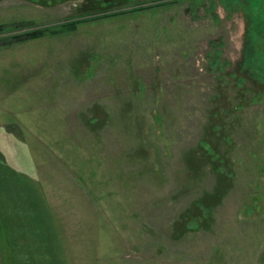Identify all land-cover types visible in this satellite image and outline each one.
<instances>
[{
    "label": "rangeland",
    "instance_id": "374dc122",
    "mask_svg": "<svg viewBox=\"0 0 264 264\" xmlns=\"http://www.w3.org/2000/svg\"><path fill=\"white\" fill-rule=\"evenodd\" d=\"M78 18L0 46V264H264V0H0V45Z\"/></svg>",
    "mask_w": 264,
    "mask_h": 264
},
{
    "label": "trees",
    "instance_id": "16d2710c",
    "mask_svg": "<svg viewBox=\"0 0 264 264\" xmlns=\"http://www.w3.org/2000/svg\"><path fill=\"white\" fill-rule=\"evenodd\" d=\"M143 7H136L134 8L133 10H139V9H142ZM85 19H73V20H69V21H65L63 23H59L57 25H53L54 28H48V27H45V28H40V29H34V30H28V31H25V32H21V33H18V34H13L11 37H1V41L3 42L2 44L3 45H0V46H4V42H24V41H27V40H31V39H37V38H40L44 35H53V34H58L59 32L63 31V30H66V29H72L75 27V25L77 23H80V22H84ZM17 25L18 27L21 26L20 24H15ZM5 26L4 25H0V33H2L4 30H5ZM6 38V41H4ZM255 50V49H254ZM90 126V125H89ZM211 127V126H210ZM199 147V145L197 146ZM198 150V148H197ZM195 150V151H197ZM197 159H199V157H197ZM203 162H205V157H203Z\"/></svg>",
    "mask_w": 264,
    "mask_h": 264
},
{
    "label": "crops",
    "instance_id": "0c3cea01",
    "mask_svg": "<svg viewBox=\"0 0 264 264\" xmlns=\"http://www.w3.org/2000/svg\"><path fill=\"white\" fill-rule=\"evenodd\" d=\"M65 203H66V207L69 205V207H70V211L68 212L71 216H79L80 214H84V212H85V208H84V205H82L81 204V201H65ZM55 204H57V203H55ZM61 204H62V202H61ZM64 204V203H63ZM88 214H89V216L92 214V213H94V210H92V209H90V204L88 203ZM93 211V212H92ZM60 214V212H58L57 213V215H59ZM56 219L57 220H59L60 221V219L59 218H57L56 217ZM80 217H78L74 222H79V223H81V221H80ZM64 223V222H63ZM78 227H79V224H78ZM66 226L65 227H63V226H61V230H63V234L61 233V238L63 239V245H65V243H67V236L69 237V238H76L77 237V239H78V237H80L79 235H75L74 234V224L72 225V233H65L66 231ZM80 229H82V226L79 228V230ZM83 229H85L84 228V226H83ZM90 237H91V235H89ZM88 236V237H89ZM89 237V238H90ZM68 238V239H69ZM70 240V239H69ZM74 241V240H73ZM15 264H21L20 262H15ZM58 264H74V262L72 263V261H63V262H61V263H58ZM82 264H91V263H85V261L84 262H82ZM92 264H97V263H95L94 261L92 262Z\"/></svg>",
    "mask_w": 264,
    "mask_h": 264
}]
</instances>
